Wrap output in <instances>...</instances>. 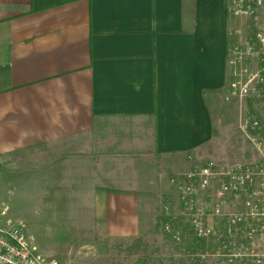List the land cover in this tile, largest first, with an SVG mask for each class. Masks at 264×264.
Returning a JSON list of instances; mask_svg holds the SVG:
<instances>
[{"label":"crops","instance_id":"obj_1","mask_svg":"<svg viewBox=\"0 0 264 264\" xmlns=\"http://www.w3.org/2000/svg\"><path fill=\"white\" fill-rule=\"evenodd\" d=\"M227 5L0 0V186L20 176L54 198L58 184L109 223L173 187L229 95Z\"/></svg>","mask_w":264,"mask_h":264},{"label":"rangeland","instance_id":"obj_2","mask_svg":"<svg viewBox=\"0 0 264 264\" xmlns=\"http://www.w3.org/2000/svg\"><path fill=\"white\" fill-rule=\"evenodd\" d=\"M230 16L236 18L237 31L232 34L230 46L256 44V34L264 35V9L254 18ZM257 51L258 57H244L236 71L246 77L256 74L264 64V43ZM231 70L224 107L220 112L212 109V141L194 161L213 160L219 165L250 166L264 171V147L257 150L243 132L245 129L255 140L264 137V86L256 84L254 97L239 99L230 86L235 71ZM254 121L261 129L259 136L258 131L250 128ZM187 172L174 174L173 187L167 186L164 191L165 187L158 184L160 192L156 193L158 187H152L148 197L136 199V214L129 219L123 215L121 222L116 218L109 223L107 216L93 209L91 200L56 197L58 184H50L54 198H47L42 193L47 184L26 183L19 180L23 178L20 176L1 184L0 204L8 208L12 224L25 227L35 254L52 264H253V250L264 244L260 232L253 229L259 224L253 218L263 217H253L245 210L244 201L230 198L224 210L227 217L210 220L213 226L210 240H198L186 230V219L177 208L178 186L173 180ZM161 192L166 194L165 198L159 196ZM164 205L175 208L172 212L175 225L186 233L180 245L173 244L161 230ZM121 229L131 235L121 236ZM257 238L258 243L253 245Z\"/></svg>","mask_w":264,"mask_h":264},{"label":"built area","instance_id":"obj_3","mask_svg":"<svg viewBox=\"0 0 264 264\" xmlns=\"http://www.w3.org/2000/svg\"><path fill=\"white\" fill-rule=\"evenodd\" d=\"M263 9L264 0H228L227 5L228 14L234 17L254 18ZM263 37V34L257 33L256 44L248 42L242 48L230 46L228 49L227 62L229 67L235 70L234 80L230 86L239 99L254 97L258 87L256 84L264 86V64L256 74L247 77L236 71L244 57L260 55L257 50L263 46ZM250 128L258 131L259 136L261 129L257 121L252 122ZM245 131L243 129L254 147L260 151L261 147H264V137L258 140H255V137L251 139ZM259 173L264 171L255 170L250 166L219 165L213 160H207L204 163L194 161L187 173L173 180L178 186L177 208L180 210L179 215L186 219V230L192 232L198 240L208 242L213 231L210 220L227 217L224 213L227 201L230 198H236L244 201L245 210H249L253 217H263L253 218L259 223L257 229H253L255 232H260V241H264V175ZM162 209L164 223L161 230L173 244L180 245L186 239V233L175 225L176 218L172 213L175 212V208L172 210L169 205H164ZM237 221L240 222V219ZM232 223L235 224L236 220ZM258 241V238L255 239L253 245ZM0 264H52L35 254L33 243L25 227L12 224L8 219V208L1 204ZM253 264H264V244H261L257 250H253Z\"/></svg>","mask_w":264,"mask_h":264}]
</instances>
